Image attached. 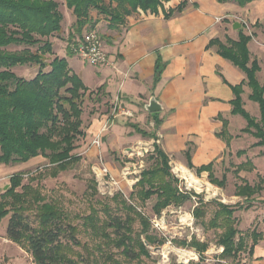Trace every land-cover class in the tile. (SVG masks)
Instances as JSON below:
<instances>
[{
  "label": "trees",
  "instance_id": "trees-1",
  "mask_svg": "<svg viewBox=\"0 0 264 264\" xmlns=\"http://www.w3.org/2000/svg\"><path fill=\"white\" fill-rule=\"evenodd\" d=\"M168 0H63L65 7L72 12L75 22L72 25L66 43L68 56H73L71 44L76 37L80 38L86 32H96V26L106 20L110 24L120 22L131 14L149 12L156 14L158 8ZM217 3H235L239 7L253 1L262 0H214ZM187 5L186 1L180 3L174 12H182ZM96 17V18H95ZM63 15L56 0H0V165H21L28 161L42 157L47 160L49 176L56 177L72 165L80 161L79 155L74 153L81 138L85 137L82 130L83 104L90 100L92 93L81 80L68 68L64 58L54 54L52 38H58L62 33ZM236 41L230 39L221 43L218 40L210 42L215 46L220 57L228 60L240 69L246 81L238 86L231 87L234 95L230 101L231 114L241 116L246 121V127L241 131L257 139L254 146L262 148L264 158V84L260 85L255 75L259 70L258 63H250L247 45L253 35L243 32L240 24ZM8 47L20 48L19 51L10 52ZM36 67L34 76L28 80L18 77L12 69L17 67ZM161 65L155 67L154 83L159 79ZM246 84L251 93L249 100L256 103L259 108L258 120L251 118L242 107V87ZM93 100L98 102L95 96ZM227 123L224 121L223 130L218 133L228 147L232 137L226 131ZM141 137L157 140L154 134H148L137 127ZM153 153L148 156L151 162L140 173V179L134 185L130 200L144 205L154 199L152 213L160 216L168 207H181L191 199L193 193H180L178 179L171 171L169 157L158 144L153 145ZM244 152H238V156ZM187 168L190 170V158L185 152ZM253 170L250 162L240 165L235 176L241 170ZM202 172L208 173V181L216 187L223 188L226 178L216 179L212 174V165L203 166L195 170L198 176ZM37 177H28L24 183V174H13L9 178L8 189L0 196V221L11 214L6 226V237L21 246L28 252L35 264H92L89 258L71 257L70 245L62 241H75V227L66 222L61 207L55 203H46L38 186L33 187L31 182ZM264 179L250 186L246 181L235 187V196L245 199L247 209L253 196L263 190ZM88 190L91 196L97 194V184L94 177L89 181ZM195 196V195H194ZM120 195H115L112 201L116 202ZM201 200L202 198L199 197ZM119 216L111 217L108 207L104 206L106 220H101L95 209L82 217V226L86 231L100 233L103 241H110L128 259H139L142 255L147 257L145 245L156 244L162 246L164 240L157 239L149 234L148 219L137 211L136 205H128L123 199L118 201ZM216 209L207 223L201 221L205 216L206 204L199 203L192 212L193 219L201 226L215 231L216 245L222 248L216 264H231L246 249L250 257L253 247L261 235L252 231L249 239L251 244L247 247L246 238L240 234L234 218V206L224 203H215ZM33 208L34 220L28 219L27 211ZM140 226L138 233L133 226ZM109 229L113 237L106 233ZM140 236L144 239L141 240ZM144 241V242H142ZM72 245H78L72 244ZM178 245L194 249L199 256L198 262L188 264H203V254L208 245L196 238L190 242L181 240ZM134 246L138 253L134 252ZM89 260V261H88ZM94 260V259H92Z\"/></svg>",
  "mask_w": 264,
  "mask_h": 264
},
{
  "label": "crops",
  "instance_id": "crops-1",
  "mask_svg": "<svg viewBox=\"0 0 264 264\" xmlns=\"http://www.w3.org/2000/svg\"><path fill=\"white\" fill-rule=\"evenodd\" d=\"M183 1H186L187 5L182 12L167 16ZM65 10L70 15L67 25L70 29L65 31L64 37L60 33L56 39L64 44V49L62 54L55 55L67 61L70 71L87 89L86 95L92 93L90 100L86 101L95 103L92 106L95 110L92 111L89 125L83 130L84 140L87 141L86 155L95 151L94 157L99 154L102 156V146L114 149L116 146L127 144L126 139L150 143L151 139L143 138L135 132L134 127H137L148 134H154L157 144L170 161H175L185 169H188L185 156L188 151L192 166L190 171L194 173L196 169L211 164L212 174L218 179L216 169L224 165L225 169L218 180L225 175V186L216 188L222 191L230 174V178L237 181V184L231 185L234 189L233 197L241 198L235 196V187L242 185V181H246L250 186L256 184L249 175L259 170L260 163L252 158L258 153L251 151L261 149L262 152V148L254 146L257 139L241 132L246 127V121L241 116L232 115L230 105L234 98L231 87L244 83L246 77L231 62L220 57L216 47L211 46L210 42L218 40L224 43L226 38L236 41L238 29H233V25L241 24L239 19H248L255 27L259 24L260 27L251 29L253 37L247 48L250 63L256 61L259 66L255 78L263 85L264 0L253 1L244 7L232 2L220 4L214 0H168L158 8L156 14L139 10L126 16L118 25L102 20L96 26V31L102 38L107 64L98 67L88 65L76 55H67L66 40L75 17L66 7ZM243 32L247 34L245 29ZM53 39L55 37L51 41ZM158 63L161 65V73L158 81L154 83L155 67ZM250 93V88L244 84L241 94L242 107L251 118L258 120L259 108L258 115L253 117L245 109V98L250 101ZM95 96L99 99L98 102L93 100ZM151 99L161 107V110L154 114L144 109ZM104 109H110L108 117L102 115ZM125 112L129 115H124ZM224 121L227 123L226 131L232 137L228 147L225 141L218 137V133L224 129ZM131 122L133 125L127 124ZM235 122L238 123L237 126L234 125ZM122 134L125 140L121 138ZM97 136L100 137L99 145L95 146L92 142ZM104 138L106 140L102 143ZM128 150L122 152L120 163ZM242 151L244 153L238 156V152ZM261 152L260 159L264 166ZM38 158L21 165L32 166ZM246 162H250L253 170L243 169L235 176L237 168ZM106 165L116 174L117 170L110 162H106ZM200 175L208 177L207 172ZM259 178L264 179L257 175V182ZM263 192L264 186L253 199L257 200ZM251 203L255 204L254 201ZM245 209L252 210L250 222L257 220L263 227L260 233L258 232L261 238L253 247L248 264H264V217L257 212L256 207L251 209L250 205Z\"/></svg>",
  "mask_w": 264,
  "mask_h": 264
},
{
  "label": "rangeland",
  "instance_id": "rangeland-1",
  "mask_svg": "<svg viewBox=\"0 0 264 264\" xmlns=\"http://www.w3.org/2000/svg\"><path fill=\"white\" fill-rule=\"evenodd\" d=\"M59 3L60 12L63 15L62 22V30L61 36L64 37L65 31L68 28L69 17L70 15L65 10V5L63 0H56ZM239 22L242 24L244 22L248 27L249 31L247 34H253L252 26L248 19H239ZM264 23V22H263ZM260 27L258 24L255 28ZM99 34V32H97ZM100 35V34H99ZM101 37V36H100ZM58 38L52 40V44L54 47V54H62L64 49V44L57 42ZM102 40V38H101ZM103 42V41H102ZM20 48L8 47L6 50L10 52L19 51ZM14 74L18 77H22L23 79H30L34 76L36 72V67H17L12 69ZM95 103L90 101H85L83 104V114L81 119L82 122V130L89 125L90 117L92 116L95 110V107H92ZM245 109L246 111L253 117L258 115V106L245 98ZM110 113V109L102 110V115H106ZM238 120L242 121L240 117H237ZM133 125V123H127ZM238 123L235 122L234 125L237 126ZM135 125V124H134ZM150 131H153L152 128L148 127ZM234 130V127L232 128ZM121 136V135H119ZM127 136V135H126ZM123 138V134L121 136ZM125 140V138H123ZM106 138L102 140V143ZM127 144L125 143L122 146H116L114 149L104 148L102 146V152L104 153L103 161L106 163H111L113 167H115L116 177L119 178L120 172V160L122 159L123 151L125 149H130L133 147H141L145 148V144L128 140L126 139ZM148 141V140H147ZM87 146V141L84 138L79 140L77 144V148L74 151L80 157V161L66 171L59 173L56 177L49 176V167L47 165V160L45 158L39 157L35 160L32 166H22V165H11V166H3L0 165V196L5 192L4 187L9 185V178L13 174L22 173L24 174V183H27L28 177H37L36 180L31 182L33 187L38 186L40 189L41 195L44 197L46 203H55L64 213L66 217V222L69 223L72 227H75L77 230L75 233V241H66L62 242L65 245H70L71 247V257H81L85 261V259L89 258V262L92 264H188V262H198L199 256L195 252L194 249L182 247L178 245V242L181 240H186V242H190L192 238H196L201 243H206L208 245L207 251L203 254L204 260L203 264H216L218 262V255L222 251V248L216 245L217 234L220 232L215 231L213 229L204 228L198 222H196L192 217V212L195 207L199 205V203L206 204L205 207V216L201 220L204 223H207L212 217L213 212L216 209L215 203H224L226 205L234 206V218L237 221V229L242 236L246 238L247 247L250 246L251 241L249 239L250 233L252 231H256L260 233V229L263 228L262 224L254 220L253 223L250 222L251 212L252 210H246L247 203L242 198L233 197L234 189L231 185L237 184V181L232 180L229 174V180L226 183V187L221 191L216 188L213 184H211L205 175H195L193 171L188 169H184L193 177L194 180L201 182L202 188H197L194 185H191V193L194 195L191 196V199L185 202L181 207H168L166 208L160 216H155L152 213V206L154 204V199L147 201L144 205L138 204L136 201L132 202L130 200V194L133 190V187H129L128 185H124V183L120 182L119 189L122 191H116L113 195H101L100 192L97 191V194L91 196L88 190L89 181L92 179V167L97 163L96 156L94 157L95 151H90L89 155H86L85 149ZM85 147V148H84ZM121 147V148H120ZM236 148V147H235ZM139 150V149H138ZM97 151V150H96ZM258 151V152H257ZM101 152V153H102ZM143 152V150H142ZM252 153H258L256 156H252V158L257 159L258 165L257 172L249 175L250 178L254 179V183H257V175L264 177V166L261 163V152L260 150H253ZM98 154V153H97ZM150 152L148 151L144 154V167L147 168L150 165V161L148 160V156ZM125 157L123 160H126ZM136 159V156L133 157ZM262 158V157H261ZM175 161H170V167L172 173L178 179V185H183L184 181L180 178V174L177 173L174 168L178 167ZM110 165V166H111ZM183 168V167H182ZM225 166L221 165L217 167V175L216 177L219 179L221 177V173L224 171ZM230 170L229 168L227 169ZM244 175V174H242ZM256 175V177H255ZM246 177L248 175L245 174ZM234 179V178H233ZM137 183V182H136ZM135 183V184H136ZM187 183H189L187 181ZM210 185L213 189H209L207 186ZM264 186V185H263ZM183 187V186H181ZM207 191L206 192V189ZM228 188V189H226ZM8 189V188H7ZM6 189V190H7ZM118 189V190H119ZM198 189V190H197ZM215 190V191H214ZM198 192L199 194H196ZM115 195H120L118 201L123 199L128 205L135 204L137 211L144 215L150 224L149 234L156 237L157 239L164 240V244L162 246L153 245H145V248L148 252L147 257L142 255L139 259H128L124 257L121 253V249H117L115 246L111 244L110 241H103L100 233L93 234L92 232L86 231L82 226V217H85L91 213V209H95L97 211L98 217L103 221L106 220V214L104 211V206L108 207V212L111 217L119 216L121 212L119 210L118 201H112V198ZM201 197L202 200L199 198ZM255 202L251 203V202ZM251 203V209L256 207L257 212L261 213L260 215L264 217V192L260 194L258 199H253L249 201ZM261 210V211H260ZM35 210L30 208L26 214H28V219L30 221L34 220L33 214ZM11 214H8L5 218L0 221V264H35L32 256L26 252L21 246L16 243L10 241L6 237V226ZM134 232L138 233L140 231V226L135 223L133 226ZM106 233H109L111 237H113L111 229H109ZM140 239L143 240L144 237L140 236ZM144 242V241H142ZM78 245H72L76 244ZM134 252L138 253L137 247L134 246ZM94 259V260H92ZM249 256L247 249L242 252L236 260L231 264H248Z\"/></svg>",
  "mask_w": 264,
  "mask_h": 264
},
{
  "label": "built area",
  "instance_id": "built-area-1",
  "mask_svg": "<svg viewBox=\"0 0 264 264\" xmlns=\"http://www.w3.org/2000/svg\"><path fill=\"white\" fill-rule=\"evenodd\" d=\"M220 20L221 19H217V21ZM242 25L246 31L250 30L244 22H242ZM71 49L74 55L81 58L90 66L98 67L107 64L106 53L103 50V42L100 35L96 32H86L82 34L79 39H75L72 42ZM123 114L126 116L129 115L128 112H125ZM99 138L100 137L97 136L93 140L92 144L98 146ZM154 144H157V141L152 139L150 143L144 145L145 148H138L137 146L136 148H130L127 152H125L124 154L127 158L126 160H123L121 162V166L119 169L120 172H118L119 178L116 177L117 175L113 171H111V169L103 161V157L99 154L96 157L97 163L92 167V174L97 184V191H101V195L111 196L116 191H122L119 189L120 185H118V183L120 182L124 183V185H128L129 187L134 186L135 183L140 179L141 171L145 168L143 159L144 154H146L148 151L150 152V154L153 153ZM134 156H136V159L133 158ZM174 170L180 174V178L184 181L183 185H178L179 192L190 193L192 186L188 179L183 175L181 171H178L177 167L174 168ZM187 181L189 183H187ZM202 187H199V189ZM205 190L206 192H208L207 188ZM195 193L199 194L198 192Z\"/></svg>",
  "mask_w": 264,
  "mask_h": 264
},
{
  "label": "water",
  "instance_id": "water-1",
  "mask_svg": "<svg viewBox=\"0 0 264 264\" xmlns=\"http://www.w3.org/2000/svg\"><path fill=\"white\" fill-rule=\"evenodd\" d=\"M240 27V24L239 23H235L233 25V29L237 30L239 29ZM146 112L150 113V114H154V113H157L161 110V107L158 105V103L154 100V99H151L149 102H148V106L146 108H144ZM8 188V186H5L4 187V190H6Z\"/></svg>",
  "mask_w": 264,
  "mask_h": 264
},
{
  "label": "bare ground",
  "instance_id": "bare-ground-1",
  "mask_svg": "<svg viewBox=\"0 0 264 264\" xmlns=\"http://www.w3.org/2000/svg\"><path fill=\"white\" fill-rule=\"evenodd\" d=\"M178 171H181L183 173V175L188 179V181L190 182L191 185H194L195 187L199 188L201 186V182L196 181L193 179V177L182 167L178 166ZM209 189H213L212 186L208 185L207 186ZM215 191V190H214Z\"/></svg>",
  "mask_w": 264,
  "mask_h": 264
}]
</instances>
